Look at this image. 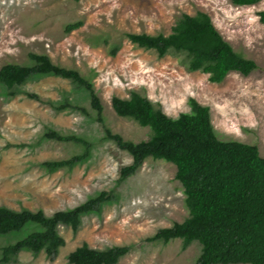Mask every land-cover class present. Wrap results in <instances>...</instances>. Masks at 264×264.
I'll return each instance as SVG.
<instances>
[{
    "label": "rangeland",
    "instance_id": "obj_1",
    "mask_svg": "<svg viewBox=\"0 0 264 264\" xmlns=\"http://www.w3.org/2000/svg\"><path fill=\"white\" fill-rule=\"evenodd\" d=\"M264 0L235 6L231 0H0V66L28 64L29 52L43 53L53 63L78 70L90 79L103 106V119L112 132L138 142L150 129L117 116L111 98H128L132 91L146 96L170 116L189 112V98L206 105L218 138L255 144L264 157V24L257 12ZM207 13L213 25L257 67L247 76L231 71L220 83H210L207 74L189 72L183 56L158 57L140 48L125 33L169 34L182 14ZM82 25L65 32L69 23ZM116 48L114 55L111 50ZM21 91L36 93L40 101L19 93L8 97L0 86V205L19 210L42 209L46 215L73 207L102 190L114 189L116 203L101 212L82 217L77 232L59 225L65 244L50 260L43 251L33 255L20 251L7 264H69L67 254L87 243L103 249L129 245L117 264H193L200 244L185 250L181 239L167 244L144 239L157 229L187 216L184 194L174 179L175 166L146 158L137 171L117 184L121 167L131 156L112 141L104 140L103 128L94 118L89 99L68 80L40 77L26 82ZM67 100L84 106L89 115L56 111L47 102ZM47 129L80 135L92 144L88 160L71 170L46 172L40 163L68 158L82 146L42 137ZM7 144H24L8 147ZM28 233L23 229L0 238L1 248Z\"/></svg>",
    "mask_w": 264,
    "mask_h": 264
},
{
    "label": "trees",
    "instance_id": "obj_2",
    "mask_svg": "<svg viewBox=\"0 0 264 264\" xmlns=\"http://www.w3.org/2000/svg\"><path fill=\"white\" fill-rule=\"evenodd\" d=\"M261 0H231L235 6L254 5ZM264 24V10L257 12ZM78 20L65 26V32L79 28ZM128 41L158 57L174 53L183 56L189 72L207 74L210 83H220L235 71L247 76L257 65L244 57L226 41L213 25L210 16L197 11L194 15L182 13L169 34L125 33ZM116 48L111 50L114 55ZM28 64L5 63L0 66V86L8 97L23 93L26 98L40 101L36 93L22 92L26 82L40 77H58L68 80L89 99L94 120L103 128V139L112 141L120 150L131 156V163L121 167L117 184L133 175L146 158L164 160L175 166L174 179L182 187L187 216L168 227L157 229L146 237V242L181 239L185 250L193 241L199 242L200 252L193 264H264V157L255 144L217 137L206 105L189 98V112L176 117L166 115L159 106L138 92L128 98L113 96L111 106L115 114L131 119L150 129L149 137L134 142L114 133L104 123L103 106L93 82L73 68L53 63L43 53L29 52ZM56 111H77L88 116L84 106L63 100L47 102ZM42 137L61 143L82 146L81 152L68 158L45 160L40 166L48 173L59 169L71 170L89 159L91 142L74 133H61L47 129ZM24 147V144H7ZM119 194L102 190L85 201L46 215L42 209L14 210L0 205V238L12 232L27 229L23 237L1 248L0 264L15 262L20 251L37 255L43 251L53 260L65 244L58 232L64 225L75 233L82 217L101 212L107 204L116 203ZM130 250L129 245H113L103 249L91 248L82 243L70 251L69 264H117Z\"/></svg>",
    "mask_w": 264,
    "mask_h": 264
}]
</instances>
